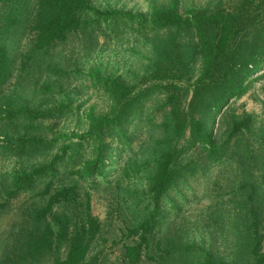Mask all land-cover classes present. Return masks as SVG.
Listing matches in <instances>:
<instances>
[{
    "label": "trees",
    "instance_id": "trees-1",
    "mask_svg": "<svg viewBox=\"0 0 264 264\" xmlns=\"http://www.w3.org/2000/svg\"><path fill=\"white\" fill-rule=\"evenodd\" d=\"M0 9V90L13 74V55L7 42L27 35L31 50L20 63L19 80L32 95L37 93L36 88L29 87L37 77L32 70L36 68L41 74L51 75L52 69L44 67V61L73 36L87 35L89 22L85 17L103 20L118 14L95 9L91 0H0ZM150 18V25L165 30L167 37L156 47L155 58L146 69L142 83L165 84L158 87L164 94L158 130L160 133L163 127L168 137L159 135L154 140V172L148 180L154 215L129 231V236L140 234V238L124 247V259L127 264H166L167 261L186 264L191 250L182 251L179 242L159 241L155 231L167 193L192 175L190 165L184 163V151L177 147L189 134L192 144L208 146L211 153L222 151L224 156L236 159L244 175L243 184L233 189L230 200L236 208L233 217L238 255L230 262L202 249L199 264H264V148L260 179L257 176L253 180L249 165L255 150L248 144H232L250 131L255 119L248 115L232 117L230 134L223 146L217 145L216 136L207 128L219 110L248 92L250 80L264 63V0H219L213 9L195 8L191 17H183L177 5L171 3L153 7ZM185 35H189L188 41ZM199 59L203 61L200 76L193 84L183 87L191 83L192 68ZM103 85L114 110L107 115L90 112L88 136H102L128 127L145 97V93L137 92L136 86L127 85L119 78L106 80ZM1 108L6 120L21 116L28 120V127L53 114L29 107L14 111L9 103H3ZM96 165L91 163L76 177L100 189L99 180H104L105 170H97ZM52 175L54 170L49 166H38L30 172L17 170L9 186H4L0 217L9 219L11 230L0 235V264H89L92 245L102 230L101 223L91 213L90 195L82 194L77 179L73 185L56 188ZM38 185L42 186L39 193L21 199L22 195L37 190ZM219 198L213 206L217 211L211 222L225 227L232 213L228 212L230 208H222Z\"/></svg>",
    "mask_w": 264,
    "mask_h": 264
},
{
    "label": "rangeland",
    "instance_id": "rangeland-1",
    "mask_svg": "<svg viewBox=\"0 0 264 264\" xmlns=\"http://www.w3.org/2000/svg\"><path fill=\"white\" fill-rule=\"evenodd\" d=\"M218 2L91 0L95 9L118 14L113 15V19L103 20L85 17L89 22L87 35L79 34L80 39L73 36L44 61L43 66L52 69L51 75L41 74L36 68L32 70L37 77L29 87L36 88V95L26 91L19 80L20 63L30 53L31 39L25 35L9 40L13 74L6 87L0 90V107L9 103L14 111L29 107L53 111V114L44 121L35 122L34 127H28L25 118L17 116L9 121L5 112L3 115L0 111V203L5 197L4 186H9L10 178L17 170L30 172L38 166H49L54 170L55 187L59 188L64 184H75L76 174L82 173L91 163H97V170H105L104 180H99L100 189L78 180L82 194L90 195L92 215L102 225L88 262L127 264L124 247L140 238V234L129 236V231L137 229L155 212L148 189V180L154 172V140L159 135L168 137L163 127L160 133L158 130L159 108L164 103V94L158 87L165 84L142 83L146 69L155 58L156 47L167 37L165 30L149 23L153 7L174 3L183 17H191L195 8L213 9ZM184 37L188 41L189 35ZM202 69L203 61L199 59L192 68L191 83L183 84V87L193 84ZM118 78L127 85L136 86L137 92L145 93L138 115L123 130L88 136L90 112L107 115L114 110L103 82ZM244 115L252 116L255 121L250 131L232 144H248L255 150L249 170L256 180L261 176L264 148V63L250 80L248 92L230 101L207 123L218 146H223L230 134L232 117ZM32 145L36 148H31ZM177 147L184 151L183 160L190 165L192 175L171 189L162 201L155 238L163 243L179 242L182 251L190 249L186 264H199L202 249L231 262L233 256L238 255V249L233 217L236 208L230 200L233 189L243 184V167L236 159L224 156L222 151L215 154L209 152L208 146L192 144L189 134L177 143ZM41 188L22 195L21 199L39 193ZM219 196L222 208H230L228 212L232 213L230 223L225 227L211 222L216 217L217 208L213 210V206ZM6 230H11L9 219L0 217V235ZM63 254H66V248ZM166 264L177 263L167 261Z\"/></svg>",
    "mask_w": 264,
    "mask_h": 264
}]
</instances>
